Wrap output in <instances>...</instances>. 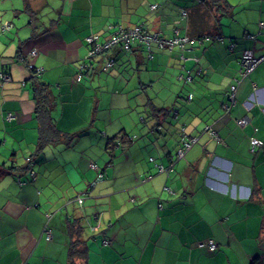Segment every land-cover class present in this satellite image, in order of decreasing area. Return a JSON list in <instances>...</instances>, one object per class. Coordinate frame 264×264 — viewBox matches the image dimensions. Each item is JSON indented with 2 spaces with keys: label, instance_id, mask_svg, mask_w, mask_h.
<instances>
[{
  "label": "crops",
  "instance_id": "1",
  "mask_svg": "<svg viewBox=\"0 0 264 264\" xmlns=\"http://www.w3.org/2000/svg\"><path fill=\"white\" fill-rule=\"evenodd\" d=\"M19 1L12 12L21 17V27L30 25L28 34L24 37L19 34L21 30L7 18L0 20V31L16 32L0 44V50L9 48L6 56L0 57V74L11 78L7 82L0 79V121H3L1 130H7L12 124L10 135L33 153L26 156L25 165L3 162L4 170H0V231L3 229L0 264H250L253 260L257 261L255 264H264V60L240 79L235 95L229 96L231 103L227 102L230 85L241 78L240 55L245 51H252L254 57L264 54V27L255 39L246 38L257 33L259 22L264 24V0H227L231 7L219 25L222 35L236 45L231 52L225 45L207 46L206 51L212 56L205 63L202 58L200 64L192 65L191 56L181 55L177 50L156 51L148 59L137 43L129 50L136 62V71H140L136 75L139 88L144 89L145 101L152 110L156 109L155 98L162 101L165 96L162 87H173L174 83L170 82H175L176 88L184 92L188 83L185 77L191 75L192 66L201 68L203 75L206 74L203 67L207 69V64L211 67L215 64L227 74L223 85L225 100L218 102L224 113L220 115V124L214 131L211 129L217 124L213 122L201 126L206 127L204 135L210 134L204 143L216 140L221 145L220 158L211 149L207 150V144L203 146L206 158L207 154L210 157L209 164L215 168L207 170L194 164L195 169H175L173 153L164 150L157 163L166 169L172 167L163 172L153 171L149 164L133 168L129 163L132 152L129 138L132 132L137 138L142 136V116L138 119L143 127L137 129L129 121L131 135L120 141L117 135L125 128L106 129L94 118V110H107L101 106L100 92H93L97 88L98 71L109 69L103 68L104 59L114 58V65L129 62L118 45L86 60L87 36L100 34L105 38L119 26L135 25L130 21L126 25L108 21V15L113 18L121 15V12L117 14L116 0ZM161 1L162 10L147 23L153 25L149 27L152 30L159 29L160 24L166 25L163 28L169 34L175 16L172 11L183 0ZM192 19L191 16V32L200 33L199 26L192 23L196 20ZM81 61L87 71L76 81L77 65ZM122 78V84L130 80L126 74ZM148 80L157 82L146 85ZM126 88L125 101L130 102L136 95V86L128 84ZM121 93L124 94L122 90ZM185 93L184 101L190 104L194 96L191 92ZM38 94L48 98L45 107L53 126L49 132L55 130L51 140L42 145L35 113ZM75 94L80 98L74 101V110L65 112V97L74 99ZM85 97L91 98L86 103L88 109L94 98L88 121L82 119ZM134 101L142 102L136 98ZM6 110L12 118H4ZM240 119L246 120L242 127L236 123ZM198 125L197 121L193 122L195 134H200ZM82 132L84 138L88 136L87 147L109 156L99 173L101 177L97 176L92 183L88 169L94 170L96 166L91 167L93 163L89 161L86 167L82 155L73 151L72 144L78 140L75 136ZM253 136L263 143L254 152L248 143ZM172 143V139L165 142ZM61 152L64 157L60 156ZM40 153L46 159L44 166L53 169L60 165L57 170L42 173L36 170L35 162L28 163L27 159L37 160ZM135 153L139 156L138 150ZM62 159L67 161L61 164ZM245 160L254 165L252 175L251 168L242 165L241 161ZM230 161L236 163L226 173L223 168ZM27 171L34 174L33 179L19 186L17 181L23 182L22 176ZM15 172L17 178L12 180L9 174ZM42 174L46 178L44 188L50 192L45 197L38 184ZM48 230L49 240L46 239ZM207 239L217 243L215 252L198 246ZM56 246L61 249L59 253L50 250Z\"/></svg>",
  "mask_w": 264,
  "mask_h": 264
},
{
  "label": "rangeland",
  "instance_id": "2",
  "mask_svg": "<svg viewBox=\"0 0 264 264\" xmlns=\"http://www.w3.org/2000/svg\"><path fill=\"white\" fill-rule=\"evenodd\" d=\"M121 1L123 3L120 5L119 3ZM127 1L128 0H116V3L118 4L117 14L121 12V15L115 18H113L111 15H108V21L110 22L117 21V23L120 25H126V23L129 21L132 23L141 24L144 23L147 19H150L152 17L154 18L162 10V8L158 10L150 9L151 3L159 2L162 4L161 0H129L128 3H124ZM17 2L20 1L0 0V20L4 21L5 18H7L9 21L11 20L10 23H12L13 26L15 24L16 27L21 30L19 31V34H21L24 37L28 34L30 25L26 23L24 24L23 27H21V23H22L21 17L13 15L12 10L15 9ZM15 33L16 32L0 31V44H3L4 41L9 40L8 36L10 37L12 35L15 36L16 35ZM209 45L211 44L209 42H206L203 45L204 48L197 50V54L201 57V59L203 58L204 63L207 58H211L212 56V54L209 51H205L206 47ZM8 50L9 48H5V47L2 48L0 50V57L4 58ZM129 52L130 51L128 52L123 51V53L128 56V61H129L128 63L124 65H120L119 62H116L115 65H113L114 67L109 68L107 70L98 71L99 78L97 76L98 80H96L97 88L94 89L93 92L96 91L100 92L99 98L103 100L101 106L106 107L107 110L100 112L94 110V118L100 122L99 123L100 125L105 126L106 129L108 127H110L111 129L125 128L122 130L120 134L117 135L119 141L121 139L126 140V137L128 138L127 135L130 134L129 131L130 126L132 130V125H130L129 121H131L133 123V126L137 129L142 128L144 126L141 129L143 131L142 136L140 137L138 136L137 138L136 133L132 132L131 134L133 135L131 136V138H129L130 151H132L129 159V163L133 166V168L140 167V164H143L145 166L149 164V168L153 169V171H156L157 167H155V163H157V160L160 157V155H164V150H170L173 153V162H174L173 167L175 169H179V170L190 169V168L195 169L194 164H196L197 168L205 167L207 170L210 168H215V166H213L212 163L209 164L210 157L207 154L208 157L206 158L207 152L206 151L203 152V146L204 144H207L209 148L207 150L211 149L220 158L221 145L219 143H216L215 142L216 140L210 143H204L205 140L208 139L210 134L207 133V136L209 135L208 137L204 135L206 127H201V126L202 125L204 126L206 124L210 125L213 122V124L214 123L215 125L217 124L215 126V129H211L212 131H214L217 130V126H219L220 124L219 122L220 115L223 116L224 113L223 110L220 109L218 102L223 103L225 100L224 96L226 95V91L223 85L225 83L224 78L227 75L226 72H222L218 70L217 65L215 64L212 67L207 64L206 66L207 69L203 67L206 70L207 75H197L195 72H191L193 81L187 83V86L183 88L184 92L182 93L176 88L175 82H170L171 85L172 83H174L173 87L171 89L169 87H162L164 89L163 94L165 96L163 97L162 101H159V97L155 98L156 109L152 110L149 106H147V103L145 101L146 98L144 94V89L139 88L140 82H139V78H137L136 75L139 74L140 71H136V62L134 59L131 58L130 56L131 54H129ZM250 52L252 53V51ZM252 56L255 60L258 61V63L264 60L263 56L254 57L253 53ZM112 59L114 60V58ZM148 63H152V61H149ZM186 67H188V64H186ZM125 74L129 77L130 80L122 84L120 81L123 79L122 76L125 77ZM141 77L143 79V76ZM89 82H91V80H89ZM156 82L157 81L148 80L146 81L145 84L149 85L150 83L151 85V84H155ZM117 84H119L120 86L118 87ZM128 84L130 87L136 86V90H134L136 92L135 93L136 95H134L133 98L132 97L130 98V102L128 100L125 101V95L127 93L126 86ZM53 86H54V90L57 92V87L55 86V83L53 84ZM182 87L183 86L180 87L181 90ZM70 89L71 87L68 86V90ZM121 90L124 92V94L121 93ZM187 91L191 92L194 96V99L190 104H187L184 101V96L186 95L185 92ZM148 92H151V90L148 89ZM179 93H181V95H179ZM75 95L77 96H74V99H72L71 96L65 97L67 99V103L65 104L66 106L64 108L65 112H69V109L70 111L74 110L72 109L74 107V101L80 98L78 97L79 96L78 94ZM134 98L138 99V102L141 101L142 102L139 104L135 103ZM227 99H228L227 101L228 104H230L231 101L229 99L228 94H227ZM89 100H91V98L87 99L85 97L84 98L85 102L81 107L82 115H83L82 119L85 121H88V119L90 118L92 106L94 108V98L93 101L91 102L90 108L88 109L86 107V103L89 102ZM8 113L9 111L7 110L4 111L5 119H7L6 115ZM139 116H142L144 118L143 126H142L143 122L139 121L138 119ZM15 120H17V118ZM194 121H197V124H199L198 126H200L199 132L201 134V137L200 134H196L195 138L197 139V141L191 144L190 148L185 149L184 144L190 141V138L188 136L195 134L193 133ZM2 123L3 121H0V154H1L0 170H4V165H2L3 162L6 165L8 164L25 165L26 156L27 155L30 156L33 153V151L29 152V150L24 145H22L18 139H15L10 135L9 129L12 126V124H10L7 130L5 129L1 130ZM96 125L97 124L93 126ZM181 135L185 136L186 138L181 139ZM93 136L97 137L98 135L93 134ZM75 137L78 138V140L77 142L72 144L73 151L78 152L79 156L82 155L81 160L86 167L89 161H91L96 166V169H94L95 171L88 169V172L92 175L93 178L91 181L92 183L94 179L96 180L97 176L101 172V169L108 162L109 156L106 153L102 155L100 150H91L90 147H87L89 144L87 140L88 136L84 138L85 134H83V132L79 133ZM171 139L173 140V143L171 145L165 144L166 141L170 142ZM177 142H179L180 149H184V154L179 157L176 156V150H177L176 146H178ZM180 142H184V144L181 145L182 143ZM85 147L88 149H83ZM40 148H42V146H40ZM81 149L83 150L82 152ZM137 150L139 151V156L138 153H135V151ZM250 155L252 156L253 154H251L250 152ZM60 156L64 157V153L61 152ZM36 159L37 160L31 159V161L30 159L29 160L27 159V161L28 163L35 162L34 165H36V170L37 171L42 170V173L44 170L55 171L60 166V165L56 166L53 169L47 168L46 165L44 166L46 159L42 157V153H40L36 157ZM60 161L61 164H63L64 162L67 161V159H62ZM241 162L243 166L249 167V169L251 167L253 168L254 166L252 165L250 160H245ZM235 163L236 162L234 161H230V164L227 166V168L226 167L223 168L224 170H226V173L230 171V169L232 168V164ZM252 168L249 171L251 175H252V171H251ZM9 176L10 178H12V180H14L15 177L17 178V172L11 173L9 174ZM30 178L31 175L27 171V173H25L22 176L23 182L17 181V184L19 186H22L21 183L27 185ZM45 181L46 178L42 174V178L38 180L39 191L42 192L43 196L44 195L49 196L50 195L49 190L44 188ZM53 242H55V239L53 240ZM56 243L58 242L56 241ZM50 250L56 251L57 253L61 251V249H59L57 246L51 248Z\"/></svg>",
  "mask_w": 264,
  "mask_h": 264
},
{
  "label": "trees",
  "instance_id": "3",
  "mask_svg": "<svg viewBox=\"0 0 264 264\" xmlns=\"http://www.w3.org/2000/svg\"><path fill=\"white\" fill-rule=\"evenodd\" d=\"M151 6H154V7H151ZM151 6H150L151 10H158L162 7V4L159 5L158 3H155V4H152ZM230 7H231V5L227 2V0H183V4L182 5H175V7L172 11L175 13V16L170 23L169 34L165 33L167 31H166V29L163 28L166 25L160 24L159 29H154V30L150 29L149 27H151L153 25H151L147 22L150 19H152L153 18L152 17L150 19H147L144 23H141V24L135 23V25H133L132 27H121V26H119L113 32L107 34V36L105 38H103V36L100 34H96V35H98L100 40L103 42V41H108L110 38L111 39L115 38V37L118 38L119 37L118 34L121 31H125L127 29L129 30L130 28H140L141 31H143L144 33H146L148 35H155L156 34L159 39H163V40L172 39L176 36H187L190 38L191 42H189L185 45V49H180L178 47H174L173 49L170 50L168 48V46H160L158 44V42H155V41H140V42H138L137 40H135L134 43L140 44L143 47L146 55L151 54L152 56H154V53L156 51H161V52L166 51L168 53H172L173 51L177 50L180 52L181 55L187 54V55L191 56L190 60L192 61V65H198V64H200L199 62L201 61V57L197 54V50L204 48L203 45L206 42H209L211 45L212 44L213 45L214 44L225 45V47H227V49L230 52L232 50H234L236 42L231 41L230 38L229 39L225 38V36L222 35V33H221V28L219 25L220 19H223L227 16L226 14L229 12ZM191 16L193 17V19L196 20L194 22L192 21V23H196L199 26V28H200L199 32L200 33L193 32V31L191 32ZM263 27H264L263 22H259L257 33L246 35L247 36L246 38L255 39L257 37V35L261 33V30L263 29ZM193 28L197 29V27H193ZM134 43H132L131 48L133 47ZM207 48L208 47H206V49ZM206 49H205V51H206ZM123 51H125V50H123ZM188 51H192V53H187ZM243 53H242V55H240V59H239L240 67H241V61L243 58ZM262 56H264V54ZM262 56H260V57H262ZM94 57H96V56H93L90 58H94ZM87 60L90 61L89 59H87ZM83 62L84 61H81V63H79L77 66H79ZM86 68H87V66H86ZM86 68L79 69V67H77V73L81 76V78L83 76V72L87 71V70L84 71ZM253 69L251 71H253ZM251 71L249 73H251ZM191 72H195L197 75H201L203 71L201 68L196 69L195 66H192ZM203 75H206V74L203 73ZM247 75H243L241 72V69H240V77L241 78L234 80L233 84L230 85L229 96L235 95L236 84L240 81V79L245 78ZM185 81L192 82L193 81L192 75L185 77ZM233 86L235 87V90L232 89ZM36 93H39V92L37 91ZM47 102H49V101L45 95L38 94L37 101H36V107H35V113H36L37 119L39 121V144H41V145L43 143L45 144L48 140H51V137L53 135V131H55V130H53L52 132H49L51 129H53V126L51 125V122H50L51 119L49 117L48 110L45 107V105L48 104ZM237 121H236V123L240 127L245 125V124L241 125ZM195 135L196 134L189 135L188 137L189 138H191V137L195 138ZM184 138H186V137L181 135V139H184ZM252 139L257 140L259 142V144L258 145H252V143H251ZM196 141H197V139H196ZM180 143H183V142H180ZM248 143H249V148L252 152L256 151V149H258L259 147H261L263 145L262 141H260L256 136L249 137ZM178 149H180V146L177 148V150ZM155 164H158V163H155ZM33 177L31 176L32 179H33ZM22 185H24V183ZM159 206L158 207L161 208V205H159ZM211 240H213V239H211ZM217 248L218 247H216V249L214 251H209L208 248H207V250L209 252H215L217 250ZM255 263H257V261L253 260L250 264H255Z\"/></svg>",
  "mask_w": 264,
  "mask_h": 264
},
{
  "label": "built area",
  "instance_id": "4",
  "mask_svg": "<svg viewBox=\"0 0 264 264\" xmlns=\"http://www.w3.org/2000/svg\"><path fill=\"white\" fill-rule=\"evenodd\" d=\"M154 7V6H151ZM10 27V24L9 26ZM118 38H110L108 41H101L99 36L94 34V35H90L87 36L85 38V42L87 44V57L86 60L90 57L93 56H97V55H103L104 53L110 51L112 49V47H114L115 45H118L122 50L125 51H129L131 49V45L132 43L135 42V40H137L138 42L140 41H155L158 42V44L160 46H168V48L171 50L174 47H178L180 49H185V45L189 42H191L190 38L187 36H176L172 39H168V40H163V39H159L158 36L155 35H148L146 33H144L143 31H141L140 28H130L129 30H125V31H121L119 34ZM118 43V44H117ZM33 54V52H31V55ZM148 58H152L151 54H147ZM264 58V56H263ZM196 60V59H195ZM258 63L257 60H255L252 56V53L249 51H245L243 53V58L241 61V72L243 75H246L247 73H249L254 67L255 65ZM114 64V60L112 58H105L104 59V63H103V68L107 69L112 67ZM79 69H84L86 68L85 63L83 62L82 64H80ZM0 79L2 82H7L10 81V77L6 74H0ZM81 76L78 74L76 77V81H80ZM232 89L235 90V87L233 86ZM190 98V96H189ZM12 118V114H8L7 119ZM239 124L244 125L246 123L245 119H240L237 121ZM196 139L191 137L189 142H186L184 144V142L182 143V145L184 144L185 149L190 148L191 144L195 143ZM252 145H258L259 142L255 139H252L251 141ZM184 154V149H178L176 151V155L177 157L182 156ZM91 167H95L94 164H90ZM155 167H157L158 172H163L166 171L168 169H171L172 166H170L168 169L164 168V166L162 165H158L155 164ZM33 177V173L30 174ZM98 177L100 178L101 175H98ZM23 184V183H21ZM160 207V206H159ZM50 231H47V236L46 239L49 240L50 239ZM105 244H108L107 242H105ZM199 247H206L208 248L209 251H214L217 247L216 243L211 240L208 239L207 241H204L202 243L198 244Z\"/></svg>",
  "mask_w": 264,
  "mask_h": 264
},
{
  "label": "clouds",
  "instance_id": "5",
  "mask_svg": "<svg viewBox=\"0 0 264 264\" xmlns=\"http://www.w3.org/2000/svg\"><path fill=\"white\" fill-rule=\"evenodd\" d=\"M148 59H151V58H148ZM76 74H78V73H76ZM158 171V170H157Z\"/></svg>",
  "mask_w": 264,
  "mask_h": 264
}]
</instances>
